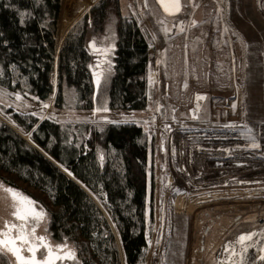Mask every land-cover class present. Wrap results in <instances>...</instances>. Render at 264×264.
<instances>
[{
  "label": "trees",
  "instance_id": "obj_1",
  "mask_svg": "<svg viewBox=\"0 0 264 264\" xmlns=\"http://www.w3.org/2000/svg\"><path fill=\"white\" fill-rule=\"evenodd\" d=\"M62 3L0 0V87L39 102L54 97L60 110L146 109L151 34L140 18L124 15L120 0H99L62 39ZM110 26L114 47L99 63L90 41L102 43ZM10 120L74 175L0 120V178L44 196L56 236L74 245L77 264H146L145 129L132 121L62 125L16 111ZM0 264L10 263L0 256Z\"/></svg>",
  "mask_w": 264,
  "mask_h": 264
},
{
  "label": "rangeland",
  "instance_id": "obj_2",
  "mask_svg": "<svg viewBox=\"0 0 264 264\" xmlns=\"http://www.w3.org/2000/svg\"><path fill=\"white\" fill-rule=\"evenodd\" d=\"M98 1L81 12L73 25ZM69 3H62V39L67 34H62V24ZM120 6L124 15L138 16L151 34L146 109L78 110L70 106L60 110L53 106L54 97L39 102L0 87V120L53 162L30 133L10 120L13 111L40 120L51 117L62 125L140 124L149 144L146 264H187L192 215L177 212L174 202L185 192L190 206L196 207L199 201L190 199L207 195L203 186L193 188L196 180L204 188L228 190V204L264 206V0H183V10L175 16L164 13L156 0H120ZM112 39L110 26L108 36L95 47L108 57ZM91 50L97 51L92 45ZM191 130H207L220 138L210 143H206L209 138L192 141L187 149L193 158L178 160L173 154V134ZM3 182L0 178V210L9 202ZM14 185L51 210L32 187L21 182ZM263 230L260 226L250 230L257 243L254 249L264 242ZM244 250L242 264L249 249ZM0 256L15 264L7 253ZM228 261L241 264V257ZM251 264H260V259Z\"/></svg>",
  "mask_w": 264,
  "mask_h": 264
},
{
  "label": "bare ground",
  "instance_id": "obj_3",
  "mask_svg": "<svg viewBox=\"0 0 264 264\" xmlns=\"http://www.w3.org/2000/svg\"><path fill=\"white\" fill-rule=\"evenodd\" d=\"M95 1L70 0L63 17L62 34H66L80 13L87 10ZM76 7L78 8V12L74 13ZM25 137L31 142L29 136L26 135ZM207 138L211 141H206V143H210L220 138V136H213L207 130L177 131L171 139L174 156L178 160L183 161H186L187 158H193L192 150L187 149L188 145L195 140H209ZM62 170L68 177L73 178L72 173L68 169L66 171V169L62 168ZM200 184L202 182L200 183L199 180H196L193 188L195 189L196 187L198 190L199 186H203V193L206 192L205 194L207 195H197L196 198L190 199L191 201L196 199V202L199 201L196 203V207L190 206L188 194L185 192L180 194L174 202L177 212L185 211L192 215L191 241L187 264H222L217 258L218 254H224L232 260H239L244 249L246 251L249 249L247 257L250 260L244 261L243 264H251V261L257 262L258 254L261 251L258 249L259 244L254 249V246L257 244L253 242L254 235H252L251 240H246L244 245L239 243L238 237L241 233H250L251 229L256 230L259 226L260 228H264V206L262 204H228L230 199V192L228 190L215 191L210 188L208 189L209 186L204 188V185ZM201 202L202 204L197 207ZM246 251L244 250V253ZM260 264H264V259H262Z\"/></svg>",
  "mask_w": 264,
  "mask_h": 264
},
{
  "label": "snow or ice",
  "instance_id": "obj_4",
  "mask_svg": "<svg viewBox=\"0 0 264 264\" xmlns=\"http://www.w3.org/2000/svg\"><path fill=\"white\" fill-rule=\"evenodd\" d=\"M159 2L165 12L176 13L181 10L180 0H159ZM195 22L193 21V23ZM21 23H23V20H21ZM90 44L95 47L94 42L90 41ZM110 47H114V45ZM108 50L106 48L105 52ZM89 67L92 66L90 65ZM96 79L97 83H99L100 76L97 75ZM60 166L63 167V165ZM6 191L11 194L13 201L12 207L14 211H12L11 215L16 217L20 223L9 224L5 221L6 228L0 229V253H11L15 257L16 264H55L58 259L63 260L67 258L74 260L76 258V251L68 248L66 243L55 245L54 250L53 245L47 241L45 235L37 234V228L41 221L46 219L47 214L43 209L40 211L36 210V201L19 189L8 187ZM12 229H16L18 234L13 235ZM252 235L254 234L241 233L238 237L239 243L244 245V242L251 239ZM24 249L30 255H24ZM38 250L41 253V258L37 256ZM260 258L264 259V256ZM242 261L243 255L241 254V264ZM230 264H235V262L230 261Z\"/></svg>",
  "mask_w": 264,
  "mask_h": 264
},
{
  "label": "flooded vegetation",
  "instance_id": "obj_5",
  "mask_svg": "<svg viewBox=\"0 0 264 264\" xmlns=\"http://www.w3.org/2000/svg\"><path fill=\"white\" fill-rule=\"evenodd\" d=\"M99 50H100V48H99ZM99 50L93 51V53L96 56L95 57L96 61L99 63H103L104 61H107V56H106V54H103V52L99 51ZM4 185H5L4 186L5 192H7L6 189L8 187H13V188L19 189L24 194H26L27 196H30L34 201H36L35 207H36L37 211H40L41 209H43L46 212V214H47L46 219L44 221H41L39 227L37 228V234L38 235H45L47 237V241L53 245L54 250H55V245L66 243L68 245V248L74 249L76 251L74 245L69 241V239L66 236H61V235L56 236V233L53 229L52 222H51V211L43 203H41L34 196H32L31 194H28L27 192H25L24 190L20 189L19 187L15 186V185H11V184H4ZM7 194L9 196L8 205L7 206L5 205L4 209L0 210V229L6 228L5 221H7L9 224L20 223V221L16 217H13L11 215L12 211H14V208L12 207L13 201H12L11 194L8 192H7ZM45 229H46V231H45ZM11 232L13 235L18 234L16 229H12ZM65 238H67V239L65 240ZM18 243H19V241H18ZM260 245H261V247H258V249H260L261 253L258 254V260L260 259V262H261L262 259L260 257L263 256V254H264V246H263L264 244L261 243ZM61 251H63V250H61ZM7 254L10 256V258L16 264L15 257L11 253H7ZM23 254L24 255H30L26 251V249L23 250ZM37 256H38V258H41V253L39 250L37 252ZM249 259L250 258H247V261ZM74 263L77 264V252H76V258L74 260L65 258L63 260L58 259L55 262V264H74Z\"/></svg>",
  "mask_w": 264,
  "mask_h": 264
},
{
  "label": "water",
  "instance_id": "obj_6",
  "mask_svg": "<svg viewBox=\"0 0 264 264\" xmlns=\"http://www.w3.org/2000/svg\"><path fill=\"white\" fill-rule=\"evenodd\" d=\"M156 2H157V4L160 6V8L162 9V11L164 12V13H166L167 15H169V16H175V15H178L182 10H183V0H180V3H181V10L179 11V12H176V13H168V12H165L164 11V8L161 6V4H160V2H159V0H156ZM92 48H94V50H97V49H99L98 47H93L92 46ZM55 163V162H54ZM56 165H57V163H55ZM57 166H59V165H57ZM73 179V178H72ZM218 260H220V262H222V264H230V261H228V259H230V258H228L227 256H225L224 254H218Z\"/></svg>",
  "mask_w": 264,
  "mask_h": 264
}]
</instances>
